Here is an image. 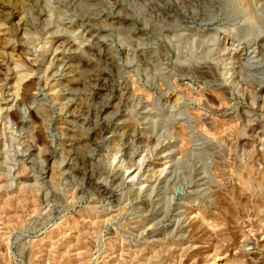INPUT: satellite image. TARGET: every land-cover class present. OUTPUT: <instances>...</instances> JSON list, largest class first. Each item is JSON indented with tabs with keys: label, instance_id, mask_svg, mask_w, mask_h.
Masks as SVG:
<instances>
[{
	"label": "rangeland",
	"instance_id": "rangeland-1",
	"mask_svg": "<svg viewBox=\"0 0 264 264\" xmlns=\"http://www.w3.org/2000/svg\"><path fill=\"white\" fill-rule=\"evenodd\" d=\"M208 2L103 3L138 29L108 37L115 56L108 82L126 80L120 107L132 129L117 135L109 126L104 143L92 145L99 185L82 177L88 156L79 155L78 172L69 170L58 131L67 109L54 85L66 52L94 44L85 19L68 0H53L59 6L51 9L43 0L0 6V86L20 97L16 107L7 95L0 100V120L21 132L43 124L31 108L32 125L20 120L25 102L57 104L47 113L52 135L36 128L26 154L13 146L7 159L0 135V264H264V89L233 80L231 67V83L223 82L231 53L224 58L209 49L231 47L225 32L214 29L225 27L238 0L211 3L212 13ZM153 20L163 27L153 31ZM31 52L32 67L47 77L18 89L24 65L13 58L27 64ZM199 67L206 72L197 73ZM110 155V165L100 163Z\"/></svg>",
	"mask_w": 264,
	"mask_h": 264
},
{
	"label": "bare ground",
	"instance_id": "bare-ground-1",
	"mask_svg": "<svg viewBox=\"0 0 264 264\" xmlns=\"http://www.w3.org/2000/svg\"><path fill=\"white\" fill-rule=\"evenodd\" d=\"M106 1L72 0L77 12L85 19L84 28L90 32L94 39V44L91 48L88 46L86 51H82L76 46L71 48L70 45L69 48L71 49L69 53L66 52L67 56L62 61L59 59L61 62L58 64L54 76V85L58 87L59 96L63 98L65 108L67 109L64 112V120L61 118V121H63L58 129L61 145H63V149L61 150L67 160L69 170L80 169L78 164L83 159L80 157H84V155L88 156L87 162L89 166L86 164L88 168L85 171L83 169L80 171H84L82 177L84 175V177L96 185H99L98 177L101 171L92 155H89L93 150L92 145H96L100 141L104 132L110 128L109 126L114 125L115 128H118L116 129L119 130L117 135L125 133L131 128L124 118L125 115L120 107L123 97L128 94L129 86L125 82L126 80L118 81L116 86H112L108 82L110 69L107 66L115 65V56L108 45V37L112 32L117 33L119 36L134 33L138 29L133 27L128 19L124 18L120 20L114 18L113 16L115 15L112 16L103 5ZM208 1L207 7L203 6V8L206 7L209 13H212L210 8L211 3L215 4V8L221 5L222 7L228 6L227 0ZM149 24L153 31L163 27L162 23L155 20L149 22ZM123 40H125V37H123ZM142 53L145 55L148 52L142 51ZM206 70L199 67L197 73H205ZM117 72L121 73L119 70ZM121 74L118 79L122 77ZM200 75L202 76V74ZM207 77H210V75ZM91 85L94 86V90L89 92L88 86ZM31 86L30 82L25 84L24 91H29ZM112 97L117 101L108 105ZM96 99L99 100L96 101ZM94 104H98L97 110L93 112V115H90L87 109L90 105ZM37 116H39V120H42L40 115ZM98 118H102V122L104 123L98 122Z\"/></svg>",
	"mask_w": 264,
	"mask_h": 264
},
{
	"label": "clouds",
	"instance_id": "clouds-1",
	"mask_svg": "<svg viewBox=\"0 0 264 264\" xmlns=\"http://www.w3.org/2000/svg\"><path fill=\"white\" fill-rule=\"evenodd\" d=\"M11 0H0V6L9 5ZM45 7L49 9L53 7H58V4H54L53 0H43ZM69 5L72 0H68ZM128 4L129 0H125ZM238 11L227 20L222 21L225 27L219 29H214L216 31H223L231 40V47L224 48L223 51H218L217 49L210 48L209 54L216 51L218 55L227 58L229 52L231 53V61L228 65H225L224 83H231L228 79L227 68L231 67V77L234 80L237 76H240L245 83L249 85L255 84L258 88L264 89V65H261V59L264 58V0H238L236 4ZM67 13L62 9L60 10V20H64L67 17ZM210 23V21L208 22ZM35 26V25H33ZM29 56V62L24 64L17 58H13L17 65H24L23 73L20 74V80L18 82L17 88L19 89L20 84L25 80L38 78L45 79L47 73H39L38 70H34L32 65L37 64V59L34 52L26 54ZM51 67V66H49ZM245 70L242 73L241 70ZM10 72L15 71L14 68L9 69ZM247 73H257L258 75H248ZM43 92V89L37 87L36 96H39ZM7 95L8 99L13 100V106L16 107V101L20 100V97L16 95L15 92L5 93L2 86H0V100ZM46 95V94H45ZM34 96V100H35ZM25 107H19L18 111L20 113V120L22 122L32 125V120L30 116L29 109L37 111L38 115L43 119L42 125H36L35 127L24 128L21 132H14L15 125L11 124L8 120H0V135L4 136L5 145L4 151L7 159H12V147L15 146L17 152L26 154L27 151L31 150V144L29 140L32 139L31 134L36 128H43L44 133L49 136L52 135V116H48L47 113L54 112L56 109V102L49 101L45 99L43 103L37 104L36 102L27 105L25 102ZM0 111H3L0 109ZM34 142V141H33ZM100 145L104 143V137L102 136ZM53 147L55 144L53 143ZM89 155H95L94 152H90ZM101 164L112 163L111 155L105 160L104 157L100 158Z\"/></svg>",
	"mask_w": 264,
	"mask_h": 264
}]
</instances>
